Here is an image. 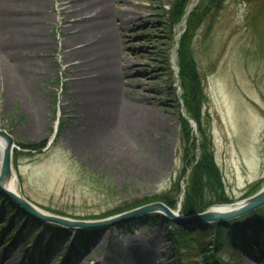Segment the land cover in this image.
<instances>
[{
    "label": "rangeland",
    "instance_id": "1",
    "mask_svg": "<svg viewBox=\"0 0 264 264\" xmlns=\"http://www.w3.org/2000/svg\"><path fill=\"white\" fill-rule=\"evenodd\" d=\"M172 1L133 0L136 14L116 36L119 56L129 64L127 74L117 78L125 104L123 118L103 113L106 118L101 115L99 119L98 111L91 118L81 111L83 101L77 90L85 77L66 69L61 46L62 39L71 37L74 27H79V16L65 19L67 12L56 10L58 0H50L52 25L45 30L48 44L34 45L38 54L28 51L19 56L26 67L23 75H11L6 65L0 68V127L12 133L17 144L46 143L39 149L18 144L17 162L14 159L18 188L48 213L79 221L108 218L163 201L156 199L117 212L162 194L176 180L182 190L177 203L163 202L173 210H182L192 167L201 151L191 143L194 139L199 143L203 135L185 108L178 49L189 14L200 0L195 5V0H190L182 20L176 23L162 11L163 7L170 9ZM79 2L71 1L74 6ZM115 4L128 6L124 0ZM213 9L195 26L191 56L205 93L201 124L211 137L229 200L201 211L245 199L264 186V45L251 22L247 0H224ZM71 57L77 64L84 61ZM40 58L43 65L38 76L29 70ZM6 60L11 66V60ZM140 104L151 120L137 128L132 119L137 115L131 111ZM106 108L110 111L109 104ZM182 118L190 124V139ZM8 198L0 189V254L4 261L18 256L13 264H80V260L83 264H144V259L145 264L203 262L202 252L165 235L166 228L192 227L198 224L195 221L175 222L152 211L106 227L64 225L77 230L64 236L49 230L60 223L43 219L38 224L25 222ZM152 213L158 214V219L152 218L148 224L144 217ZM131 245H138L139 250L134 251ZM260 249V244L250 248L237 264H261L257 262ZM221 257L232 261L227 252Z\"/></svg>",
    "mask_w": 264,
    "mask_h": 264
},
{
    "label": "bare ground",
    "instance_id": "2",
    "mask_svg": "<svg viewBox=\"0 0 264 264\" xmlns=\"http://www.w3.org/2000/svg\"><path fill=\"white\" fill-rule=\"evenodd\" d=\"M58 1L56 10L59 13L67 12L65 19L69 20L73 16H79V27H74L75 32L71 37L62 39L61 46L66 57L64 62L66 69L68 71L76 70V75L85 77V81L80 82L77 90L83 101L81 111L91 118L95 117V111H98L96 118L99 119H101V115L107 113L116 118H123L125 104L117 78L127 74L129 64L119 56L116 36L119 30L125 27L136 14V9L131 7L134 3L133 0H124L128 3L127 7L115 4V1L118 0H79L78 6H74L71 3L72 0ZM195 3L196 0L194 5ZM50 6V0H0V59L5 61V63L3 60L0 61V68H4L6 65L11 75L15 76L14 73H17L18 76L23 75L26 67L19 56L28 51L38 54V50L33 46L48 44L45 30L47 26L52 25ZM116 7L119 14L115 12ZM73 55L83 58L84 61L77 64L71 57ZM6 59L11 60V66H8ZM42 61V58L35 60V64L32 65L34 67H31L29 71L40 76ZM93 90L94 93L91 92ZM106 104H109L110 111L106 110ZM131 112L137 115L132 117L137 128L144 127L145 121L151 120V115L141 104L134 107ZM104 118H106L105 115ZM5 145L6 139L0 135V152L3 151ZM1 166L0 156V173ZM5 183L14 191L23 194L18 188L15 174ZM35 205L48 212L38 204L35 203ZM137 246L131 245V249L138 251ZM143 255L142 253L140 256L143 257ZM130 257L128 256V261ZM17 258L10 256L4 261V256L0 254V264H13ZM135 258L137 257L135 256ZM142 261L144 264L147 262L145 259ZM79 262L83 264L82 260Z\"/></svg>",
    "mask_w": 264,
    "mask_h": 264
},
{
    "label": "trees",
    "instance_id": "3",
    "mask_svg": "<svg viewBox=\"0 0 264 264\" xmlns=\"http://www.w3.org/2000/svg\"><path fill=\"white\" fill-rule=\"evenodd\" d=\"M190 0H173L171 8H162L163 15L173 23L182 20L186 13V6ZM224 0H200L189 14L186 29L183 32L179 41V58H180V76L184 88L183 99L185 101V108L187 113L193 117L199 124V130L203 137L199 143L194 139L191 143L193 149L200 148V154L196 163L192 167L190 174V181L185 190V197L181 212L189 213L194 211H201L213 203L227 201L229 197L225 194V188L222 178L221 170L215 161L213 148L211 146L212 140L210 135L206 132L201 124V109L202 103L205 100V93L203 85L193 60L191 42L195 26L202 21L203 17L211 13L214 9L222 5ZM249 8V16L251 22L256 27L259 34L260 42L264 45V0H247ZM174 71H170V78H173ZM175 82L171 81V84ZM174 97L178 106H181L180 99L176 93V87H173ZM183 129L186 137L190 139L191 127L185 118H182ZM22 147H30L32 149H39L44 146L45 142L40 143H25L19 141ZM190 144V143H189ZM19 151L16 149L14 159L17 162ZM187 154L188 150L186 151ZM256 187L255 183L253 187ZM182 192L179 180L172 183L169 189L158 196L145 198L143 201H138L130 206H125L117 212H121L132 207H136L143 203L161 199L171 206H175L178 200V195ZM11 208L15 212H21L24 221L31 224L41 223L40 219L26 212L14 200L8 198ZM160 216V215H159ZM146 222H150L152 218H157L158 214H150L144 218ZM150 217V218H149ZM158 219V218H157ZM147 222V223H148ZM166 222L173 224L168 218ZM121 224V223H119ZM149 224V223H148ZM55 227V228H54ZM64 227L63 225H51L50 232H58L59 235L70 234L73 230ZM52 229H54L52 231ZM165 235L174 242L185 244L195 250L202 252L203 262L201 264H237L244 252L256 245L261 246L260 254L257 257V262L264 264V205L254 209L244 215L228 220L198 223L192 227L180 224L175 227V230L166 228ZM18 233H15V238ZM211 251V252H210ZM210 252V255H204ZM225 252L232 258V261H224L221 257ZM208 254V253H207ZM212 263H208L209 259H213Z\"/></svg>",
    "mask_w": 264,
    "mask_h": 264
},
{
    "label": "water",
    "instance_id": "4",
    "mask_svg": "<svg viewBox=\"0 0 264 264\" xmlns=\"http://www.w3.org/2000/svg\"><path fill=\"white\" fill-rule=\"evenodd\" d=\"M189 121L194 122L189 118ZM0 135L5 137L6 145L1 152V173H0V189L12 200H14L19 206H21L26 212L47 221H53L68 226H109L120 220L133 217L142 213L159 211L164 213L169 219L175 222H189L195 221V223H210L215 221H222L231 218H235L246 214L258 207L264 205V186L253 195L228 204H216L204 211H196L191 214L185 215L180 210H173L163 201H155L147 203L145 205L136 207L134 209L119 213L114 216H110L104 219H98L95 221H79L65 216H59L48 213L39 208L24 194H20L14 191L6 185V180H9L15 174L14 171V150L19 148L16 143L15 137L7 129L0 127ZM16 175V174H15Z\"/></svg>",
    "mask_w": 264,
    "mask_h": 264
}]
</instances>
